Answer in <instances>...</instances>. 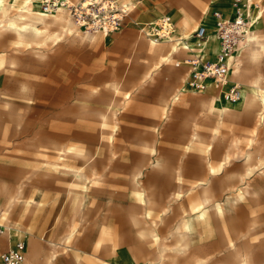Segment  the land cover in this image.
<instances>
[{
    "label": "rangeland",
    "instance_id": "374dc122",
    "mask_svg": "<svg viewBox=\"0 0 264 264\" xmlns=\"http://www.w3.org/2000/svg\"><path fill=\"white\" fill-rule=\"evenodd\" d=\"M22 1H13L12 14ZM132 1L107 35L76 25L73 34L51 27L57 36L21 41L11 31L1 40L0 187L21 184L27 204L8 216L2 194L0 224L8 216L28 236L27 264H77V255L82 264H156L161 254L162 264L173 257L176 264H264V108L221 114L218 93L186 89L187 68L177 63L196 54L181 50L157 67L147 48L150 40L165 44L152 36L164 23L170 36L183 37L186 26L195 40L214 11L229 17L235 0ZM250 5L256 12L264 0ZM68 18L75 20L73 11ZM256 35L260 44L239 54L242 37L232 52L241 88L259 76L264 88V12ZM250 166L251 193L233 203ZM139 172L142 200L132 181ZM220 203L226 213L215 217L211 206ZM30 208L38 220L23 218ZM204 209L206 220L197 217ZM176 229L189 233L184 254L173 251ZM28 231L41 244L35 261ZM9 236L16 239L0 236V255ZM230 241L235 247L227 248Z\"/></svg>",
    "mask_w": 264,
    "mask_h": 264
},
{
    "label": "bare ground",
    "instance_id": "6f19581e",
    "mask_svg": "<svg viewBox=\"0 0 264 264\" xmlns=\"http://www.w3.org/2000/svg\"><path fill=\"white\" fill-rule=\"evenodd\" d=\"M13 1L14 0H0V42L4 38V36L11 31L15 32L21 41H27L28 38L37 40L41 39L42 37L57 36L56 29L51 30V27H58L60 30L68 32L69 34H73L77 23L75 20L71 21L68 18L69 12L71 13L70 7L71 5L75 4L72 2V0H55V2L57 3V8L50 12L43 9V3L45 0H23L22 10L18 11L15 14H12L11 11L12 7L14 6ZM83 5L84 7L88 6V0L85 1ZM124 6L127 13L128 11H132L133 8H135V2L130 0L126 2ZM263 12V7H260L256 12H253V10L251 9V5L249 6L248 15L250 17V25L246 29V34L242 36L244 37L245 41L243 40L242 44L239 45V47L236 49L237 53L241 54L243 50L249 48L250 44L253 42L260 44V40L256 35V28L263 16ZM163 18V22H167L169 20L168 16H164ZM154 27H156V24L154 25ZM166 27L167 23L161 24L160 29L157 30V35H153L149 32V34H152L155 39L156 36H160L161 38L166 39L164 45L158 44L155 40H150L151 44L154 45L147 44V48L153 54L158 55V61L156 63L157 67H161L163 63L170 61L173 55L181 50H185L196 55L204 54L207 56L208 54H210L213 57H217L222 52V46L219 43L218 38L214 34L209 35L210 37L208 38V40H201L198 37H195V40H193V36L191 35V33L187 32L188 30L186 29V26H183L181 31L183 37L176 38L175 36H170V34L167 32ZM253 55L255 56L256 53H253ZM232 60L233 54H231V56L229 57L228 64H231ZM234 72L236 73L237 70H234ZM262 80L263 78L259 76L255 78L251 84H244L241 88L243 98L236 103H230L226 101L220 94H217L215 99V108L221 114L238 112L240 109H248L255 105H259L264 108V88L260 86V82ZM182 91L185 90L182 89ZM251 156L252 153L249 151L245 158L246 162L250 160ZM228 158L229 156L227 155L225 156L224 160H228ZM160 165L161 162L158 160L154 164L151 163L152 167H158ZM255 169L256 166L253 168L250 166L245 170L244 173L240 174V184L236 189V197L233 198V203L242 200L244 196L251 193L249 178L253 174ZM261 173L264 172L261 171ZM76 175L80 178L84 177L88 179V177L82 172H77ZM139 176L140 172L134 175L132 181L134 183L135 194L142 200V190H139L138 188ZM2 194L7 197L6 213L8 216L11 214L12 209L16 204L21 203L22 201L25 203V205L27 204V201L22 200L23 187L21 184H18L13 190H9V188L7 187H0V196ZM227 201H230L229 198H227ZM207 203H209V198L205 197L204 204ZM32 204H37V201H33ZM34 208H30L29 210H27L23 214V218H30L33 221L38 220L40 215L38 216ZM210 210L212 211V215L215 217H222L226 213V207L223 203L214 206L212 205ZM164 212L166 213L167 209H164ZM208 213L209 210L207 209L201 210V212L198 213L197 217L199 219L206 220ZM8 216L3 218L2 225L6 227L9 232H13L16 238L17 236H25V233L18 227V225H9ZM28 234L29 236H32L31 247L33 260L35 261L40 254L41 244L38 242L36 237H33L34 233L32 234V231H28ZM171 236L176 237L173 251L176 254H184L190 246L189 233L176 229L171 232ZM25 237L27 238L28 236ZM51 243L52 245H54L53 242ZM229 247H235V242L230 241L227 245V248ZM52 258L53 257H51V259L49 258L48 261L51 262ZM54 258H56V255L54 256ZM75 259L77 264H82V260L80 259L79 255H77ZM165 260V255L161 254L159 261L156 262V264H162L165 262ZM202 262L203 261L201 259H196L195 264H202ZM171 264H176L175 257H173V259L171 260Z\"/></svg>",
    "mask_w": 264,
    "mask_h": 264
},
{
    "label": "built area",
    "instance_id": "2783aa9c",
    "mask_svg": "<svg viewBox=\"0 0 264 264\" xmlns=\"http://www.w3.org/2000/svg\"><path fill=\"white\" fill-rule=\"evenodd\" d=\"M81 0L77 5H71L77 25L85 31L113 33L119 29L126 16L125 6L118 7L117 2L110 0ZM251 0H235L232 4V14L226 17L221 11H214L210 21L211 27L201 25L196 36L206 40L213 33L222 46V52L215 59H208L206 55L189 56L177 63L187 68L186 89L195 92H206L212 89L226 101L236 103L243 98L241 86L234 80L233 67L228 59L240 38L250 25L247 13ZM57 8L55 0H45L43 9L52 11ZM9 230L0 224V236L7 235ZM28 246L25 236L13 239L9 236L7 248L0 255L1 264H27Z\"/></svg>",
    "mask_w": 264,
    "mask_h": 264
},
{
    "label": "crops",
    "instance_id": "0c3cea01",
    "mask_svg": "<svg viewBox=\"0 0 264 264\" xmlns=\"http://www.w3.org/2000/svg\"><path fill=\"white\" fill-rule=\"evenodd\" d=\"M7 245H8V243H7ZM6 248H7V246H6ZM6 248H5V249H6ZM5 249H4V250H5ZM4 250H3V251H4ZM3 251H2V252H3Z\"/></svg>",
    "mask_w": 264,
    "mask_h": 264
}]
</instances>
